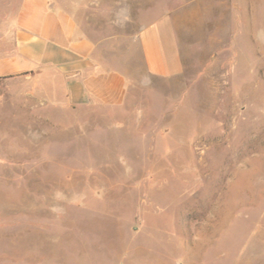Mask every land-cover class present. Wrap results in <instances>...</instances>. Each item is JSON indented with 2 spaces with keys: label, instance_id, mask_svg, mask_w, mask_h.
Masks as SVG:
<instances>
[{
  "label": "rangeland",
  "instance_id": "rangeland-1",
  "mask_svg": "<svg viewBox=\"0 0 264 264\" xmlns=\"http://www.w3.org/2000/svg\"><path fill=\"white\" fill-rule=\"evenodd\" d=\"M115 1L121 106L0 80V264H264V0ZM166 16L180 69L151 75L128 35Z\"/></svg>",
  "mask_w": 264,
  "mask_h": 264
},
{
  "label": "crops",
  "instance_id": "crops-1",
  "mask_svg": "<svg viewBox=\"0 0 264 264\" xmlns=\"http://www.w3.org/2000/svg\"><path fill=\"white\" fill-rule=\"evenodd\" d=\"M100 1L0 0V20H5L0 80L33 79L54 99L58 91L55 101L65 107L121 106L128 79L106 50L115 51L122 35L101 32L104 25L90 12L91 5ZM120 15L113 13V25ZM128 38L140 44L149 74L179 72L178 47L167 16Z\"/></svg>",
  "mask_w": 264,
  "mask_h": 264
}]
</instances>
